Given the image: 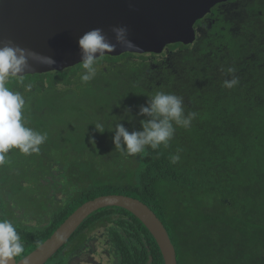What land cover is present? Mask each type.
Listing matches in <instances>:
<instances>
[{"label":"trees","instance_id":"trees-1","mask_svg":"<svg viewBox=\"0 0 264 264\" xmlns=\"http://www.w3.org/2000/svg\"><path fill=\"white\" fill-rule=\"evenodd\" d=\"M202 27L195 39L187 35L168 51L129 52L115 57L113 67L109 55L97 58L96 76L88 82L81 80L82 62L56 71L58 107L66 99L57 116L39 115L35 108L48 104L41 94L49 90L48 74L8 79L6 86L25 98L28 126L46 134L38 152L26 155L13 148L0 166V218L15 224L21 240L28 232L13 221L9 197L28 194L31 211L48 210L47 234L22 242L18 258L51 236L81 204L116 193L139 198L155 211L175 245L178 264H264V0H226L212 8ZM233 75L239 84L224 87ZM157 91L183 97L185 112L197 115L189 128H176L167 148H149L143 157L116 149L113 132L95 129L98 120L87 127L78 123V130L65 122H82L87 113L99 115L104 108L108 129L130 108L131 124L140 130L139 106ZM70 135L80 138L63 140ZM177 152L180 160L172 164ZM59 170L66 171L61 172L72 186L64 203L50 197L43 183ZM136 219L141 229L135 230L146 232L158 248ZM152 264H163V258Z\"/></svg>","mask_w":264,"mask_h":264},{"label":"water","instance_id":"water-1","mask_svg":"<svg viewBox=\"0 0 264 264\" xmlns=\"http://www.w3.org/2000/svg\"><path fill=\"white\" fill-rule=\"evenodd\" d=\"M226 0H15L18 9L4 15L0 24L2 41L41 56H51L55 64H43L28 57V66L20 74L56 69L64 70L81 63L78 38L86 31L101 28L116 44L114 51L102 55L118 56L126 52H162L168 45L190 35L195 39V23L217 4ZM115 26H126L135 47L117 44ZM98 56V57H99ZM121 207L136 215L158 243L165 264H178L177 251L163 221L139 198L124 194H104L83 203L32 253L10 264H44L82 222L98 209Z\"/></svg>","mask_w":264,"mask_h":264},{"label":"clouds","instance_id":"clouds-1","mask_svg":"<svg viewBox=\"0 0 264 264\" xmlns=\"http://www.w3.org/2000/svg\"><path fill=\"white\" fill-rule=\"evenodd\" d=\"M202 19L195 23L196 33H200L197 31L196 24ZM112 31L115 33L117 44L128 48L135 47L128 38L126 26H115ZM77 43L81 53L82 67L85 70L81 75V80L88 82L96 76L95 65L98 56L105 51H114L116 44L106 38L101 28H93L84 32L78 38ZM168 46L166 47L167 51ZM29 56L43 64L56 63L51 56H41L19 46L6 43L0 47V166L7 163L6 157L11 149L15 148L23 154L30 155L38 152L40 145L46 140V134L37 132L28 126L23 112L26 103L23 95L6 86L12 75L22 73L28 66ZM227 71L234 73L235 69L228 68ZM238 84L239 78L234 75L231 79H226L223 82L226 88H233ZM125 114L129 120L135 118L131 114L130 108L125 109ZM136 115L143 117L140 120V130L129 131L123 123H120L119 121L125 119V116L108 129L105 128L103 122L97 121L94 124L95 129L100 133H104L106 130L113 132V144L123 154L143 157L149 148L155 150L161 145L167 148L175 135L176 128L178 127V130L179 127L189 128L197 113L185 112L183 97L172 92L157 91L154 95L148 96L146 104L139 106ZM179 160V152L170 157L172 164H176ZM92 215L93 213L86 219ZM23 250L24 245L15 224L7 218H0V264H10Z\"/></svg>","mask_w":264,"mask_h":264},{"label":"flooded vegetation","instance_id":"flooded-vegetation-1","mask_svg":"<svg viewBox=\"0 0 264 264\" xmlns=\"http://www.w3.org/2000/svg\"><path fill=\"white\" fill-rule=\"evenodd\" d=\"M230 3L231 5H233L236 4L237 1H232ZM17 9L18 7L16 5L15 0H0V24H2L4 28L6 25L4 15L10 13L11 20L13 12H15ZM206 18L207 17L200 20V24L199 22L196 24L197 31L202 32V21ZM0 41H2L1 33ZM109 56L110 57L107 58L112 61L113 67L114 63L116 62L114 58L118 56ZM100 57L102 56H99L98 58ZM105 63L108 65L107 61H105ZM56 71V69H52L50 71L37 72L39 74H48V76L46 77L48 79V81L46 82V88L49 89L46 90V92L41 93L45 95V102H47L48 104H45V106H42L41 104L39 106H35L39 115H41V112L48 111L49 115L57 116V113H59L60 110H65L63 109V103L66 99L62 98L63 102L59 103L58 107L56 97L58 93V88L56 90V86H58V83L54 78ZM25 75L26 74H18L12 76ZM140 82L144 83L143 78L140 79ZM32 104L34 105V103ZM68 104L69 103H66L65 105ZM103 110L104 108L101 110V113ZM101 113L99 115L95 112L87 113L83 117L82 122H77L76 120L73 121L74 123H72L70 120H66L65 122L68 123L70 129L78 130V128H81L76 125L78 123H82L85 127H87L91 121L98 120L100 122H105V120H103L101 116ZM124 116L125 119L120 120ZM120 119V121L118 120L120 123L128 125L132 128V130H135L133 128V125L131 124V121L127 119L125 113ZM131 120L134 122V119ZM76 137L78 136L70 135L65 137V139L63 140L67 141L68 139ZM68 154H71L70 151H68ZM45 177L46 178L45 180H43V183L49 189V196L55 198L56 200H59L55 197V195L57 194L55 185L59 182V180H61V182L59 183L63 185L64 176L62 172L48 174ZM66 200L67 199L62 200L63 203ZM14 202L18 206L20 205L15 200ZM13 208L15 213L16 206L13 205ZM120 208L121 207L111 206L101 208L103 209L102 211H99L101 209L95 211L93 215L90 218L86 219L76 229V231H74V233L66 240L64 245L59 250H57L44 264H133V262H136L140 259L144 260L143 264H152L155 257L163 258V254L160 247L157 248V246L153 244L151 237L142 230H140L139 232L135 230V228L141 229L136 219L138 217L133 213L132 215H129L128 212L121 210L125 208ZM43 212V214H37L36 211L33 210L27 213L28 216H30L32 220L35 221L33 225L23 224L22 222L26 220L25 218H21L20 221H18L21 222V225L25 227L26 231L28 232V234H25L23 236L25 240H21L25 244H29L32 241H36V238H38L39 240L40 237L38 236L42 234H47L46 228H48L49 220L46 213H48V210H44ZM15 217L17 218L18 216ZM32 229L34 230L32 231ZM52 235L53 234H51V236ZM51 236H48L46 239L40 241V243L36 242L35 246L31 249H28L21 259L16 256L17 261H21L24 257L32 253L38 246H40L45 240H47ZM163 264H165L164 258Z\"/></svg>","mask_w":264,"mask_h":264},{"label":"rangeland","instance_id":"rangeland-1","mask_svg":"<svg viewBox=\"0 0 264 264\" xmlns=\"http://www.w3.org/2000/svg\"><path fill=\"white\" fill-rule=\"evenodd\" d=\"M78 138H80V137L78 136ZM61 171L66 172L65 170H59V171H56V173H59ZM59 182H61V180H59ZM55 189H56V192H57L55 197L58 198L59 201L63 202L62 200L68 198V196L70 195V192L72 191V186L67 184V176H64V186L61 185V184H57V185H55ZM11 193L12 192H9V195ZM10 198L11 197H9V200L11 201V203L16 206V208H15V216H18L17 218L15 217L13 219V221L18 222V221H20L21 218H25L26 220L24 222H22L23 224L33 225L35 223V221L32 220V218L30 216H28V214H27V213H29L31 211L30 210L31 209V201L29 199V195L28 194H24V193L15 195V197H14L15 201L17 203H19L20 205H22V206H20V205L18 206L14 202V200L10 199Z\"/></svg>","mask_w":264,"mask_h":264}]
</instances>
